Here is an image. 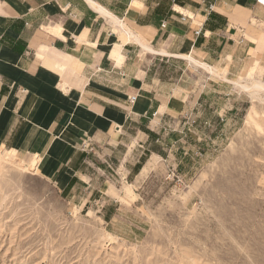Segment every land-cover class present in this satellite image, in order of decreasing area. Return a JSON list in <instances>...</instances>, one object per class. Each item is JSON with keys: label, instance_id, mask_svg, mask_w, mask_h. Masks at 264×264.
Instances as JSON below:
<instances>
[{"label": "crops", "instance_id": "1", "mask_svg": "<svg viewBox=\"0 0 264 264\" xmlns=\"http://www.w3.org/2000/svg\"><path fill=\"white\" fill-rule=\"evenodd\" d=\"M252 54L264 64V0H0V152L42 156L58 193L95 206L110 234L140 231L119 185L171 152L161 139L181 141L187 95L201 106L216 81L185 57L228 79Z\"/></svg>", "mask_w": 264, "mask_h": 264}, {"label": "rangeland", "instance_id": "2", "mask_svg": "<svg viewBox=\"0 0 264 264\" xmlns=\"http://www.w3.org/2000/svg\"><path fill=\"white\" fill-rule=\"evenodd\" d=\"M252 55L228 79L203 69L216 81L201 106L187 95L181 141L163 135L171 152L144 157L137 177L119 185L140 231L110 234L95 206L58 193L42 156L0 152V264H264V91L236 85L264 83Z\"/></svg>", "mask_w": 264, "mask_h": 264}, {"label": "bare ground", "instance_id": "3", "mask_svg": "<svg viewBox=\"0 0 264 264\" xmlns=\"http://www.w3.org/2000/svg\"><path fill=\"white\" fill-rule=\"evenodd\" d=\"M189 62L190 64H192L193 66H198V67H203L207 72L211 73V74H216V69L214 68H211L209 66H206L200 62H197L196 60H194L192 57L190 56H187L185 57ZM222 74V73H221ZM218 78V76H217ZM222 78V77H221ZM220 79V78H219ZM222 80V79H221ZM236 84V83H235ZM238 87H240L241 89L245 90V91H249L251 90L252 88H256V89H260V90H263L264 91V83H258V82H254L252 83V85H242V84H236ZM252 92V91H251ZM253 95V94H252Z\"/></svg>", "mask_w": 264, "mask_h": 264}, {"label": "built area", "instance_id": "4", "mask_svg": "<svg viewBox=\"0 0 264 264\" xmlns=\"http://www.w3.org/2000/svg\"><path fill=\"white\" fill-rule=\"evenodd\" d=\"M172 2H174V0H172ZM209 10H212L213 9V4H210L208 6ZM163 26V25H162ZM195 35L198 36L200 35V31H195ZM137 100V97L136 96H132L129 98V103L130 104H134ZM88 148H91V145H90V142L89 140H85L83 143H82V150L86 151L88 150Z\"/></svg>", "mask_w": 264, "mask_h": 264}]
</instances>
